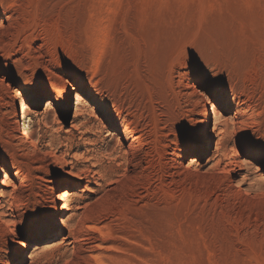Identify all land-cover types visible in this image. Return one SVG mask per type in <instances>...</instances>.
Here are the masks:
<instances>
[{
	"label": "rangeland",
	"instance_id": "obj_1",
	"mask_svg": "<svg viewBox=\"0 0 264 264\" xmlns=\"http://www.w3.org/2000/svg\"><path fill=\"white\" fill-rule=\"evenodd\" d=\"M0 80V158L14 148L13 175L30 191L17 233L0 230V264H264V198L226 176L264 186V0H0ZM9 82L44 110L40 122L12 114L20 97L6 104ZM76 90L89 104L71 124ZM204 96L230 116L215 158H230L226 172L184 167L212 155ZM17 120L73 161L82 184L130 175L57 210L54 194L82 185L16 141Z\"/></svg>",
	"mask_w": 264,
	"mask_h": 264
},
{
	"label": "bare ground",
	"instance_id": "obj_2",
	"mask_svg": "<svg viewBox=\"0 0 264 264\" xmlns=\"http://www.w3.org/2000/svg\"><path fill=\"white\" fill-rule=\"evenodd\" d=\"M1 81H2V84H4L3 83L4 80H0V82ZM7 87H8L7 91L9 94H8V100H7L6 104L10 105L11 101L15 97H20L19 101H18L19 106L15 102V104L12 108L13 109L12 114L14 116L21 114L22 120H24L25 118H30L32 120L31 117H33V118H36V120L38 122H40L41 115L43 114L44 110L38 109V108L30 105L24 99L23 96H20L21 93L16 89V87H13V89L11 88L10 82L7 84ZM10 88L12 90H10ZM200 94L205 95L204 93H200ZM204 97L206 98L204 105H203V107L205 108L204 124H205V127H206L208 133L210 134L209 140L207 142V144H208L207 152H212V155L209 156V158L207 159V162H205V163H203L201 161V159H199L197 156H192L189 158L187 164L184 167L186 169H193V170H197V171L200 169V170H202V172H206V173H211V172H214L216 170L218 172H226L228 167L233 166V163L231 162L230 158H228V159H220L219 158L216 162H215V158L218 156L219 151L223 147L228 148L229 143L228 142L224 143L223 141H221L219 139L220 138L219 137V131H220L221 121L222 120L227 121L230 118V116L225 115L220 110H218L217 105H216L214 99H212V97H210V96H204ZM87 104H89L88 99L80 92V90H76L73 94L72 110H71V113H72L71 124L74 123V121H75L76 117L78 116L81 108ZM208 112H210V118H211L210 122H211L212 127L208 126V124H207L208 123L207 116L209 114ZM54 116L57 117L58 112L54 113ZM93 117H97L96 114H93ZM56 120L57 119L54 118L53 123H55ZM229 122H230V120H229ZM46 125L49 126V124H46ZM24 131L22 132L20 130V123L18 120L15 121V123L11 126V132H12L13 136L15 135L14 139L16 141H21V143L27 142L30 145V147H33L34 151H37L39 154H41L43 158L49 159L51 161L52 165L57 166L56 172L60 173L64 177H67V179H69L71 181H74V182L76 181L77 182L76 184L78 186L82 185V188L80 189V191H78L77 193L75 192V195H73L71 193H67L66 191L63 194H54V196H53L54 197L53 201L55 204L54 208H56L57 210L59 209L61 211H64V210L69 209L68 203L63 202L64 204H61L60 206L57 205L56 201L65 200L64 197L72 195L75 198L79 194L80 195H86L89 192H94L95 188H102V189H104V191H106V193H108L109 191L114 189L117 185H119L122 181L127 179L130 175V172L127 171L128 170L127 169L124 173H122V174L120 173L119 176L112 178L111 180H108V182H106V184H104L106 176L105 177L100 176L96 181H93L91 179H87L85 184H82V181L79 179L83 178L84 172L82 170L77 169L73 161L67 160L63 154L57 153L52 148L40 144L37 141V139H35L31 134L25 133L26 131L25 132ZM112 136L116 137L118 139V141L121 142L122 140L124 141L129 137V132L127 129H123L122 131L117 130L116 133L112 134ZM214 138H216V140L214 142L215 143L214 149H212V144H213ZM38 146H39V148H38ZM229 149H231V148H229ZM1 151H3L2 153L5 154V157L3 159L0 158V230L5 234L6 233L15 234V233H17L16 229L18 227L17 225L19 223V220L24 217V210L21 208L22 202H23L25 197H28L30 195V191L26 186H24V183H23L24 177H22L21 172H17L15 175H13V172H12L13 168H12V165L10 164V158L13 160L15 157L16 152H15L14 148L12 147V148H9L7 151H4V150H1ZM31 154H32V152L29 150H25L22 152L23 157H29ZM28 167H31L34 170L35 169L40 170L44 174L46 171V170H44L43 166H36V163L30 164ZM49 172L50 171L47 170V173H49ZM47 173H46V175H47ZM221 174H223V173H221ZM230 175L232 178H230ZM226 176H229L228 177L229 187H231L235 191L243 192V193H246L248 195H250L251 192H255L256 194L253 193L254 194V195L252 194L253 196L252 195L249 196V197H251L250 199H252V201H258V200H260V199L262 200L264 198V196L262 197V195H264V193H259V191H261L264 188L260 177H259V179H256L255 182H252L254 184H248L249 182L247 183L246 182L247 180L242 179V178L240 179L239 176H237L236 174H232L231 172H229L228 175H226ZM37 177H38V179L42 180V182L44 181L43 176L37 175ZM52 179L55 180L58 178L55 177ZM63 183H64L63 179H60V184H58L57 189H60L61 186H64ZM44 186H45V184L42 183L39 188L43 189ZM263 191H261V192H263ZM38 195L40 196V193H38ZM61 223L62 224L64 223L63 225L68 228L69 236L72 237L71 235H74L72 227L67 226V224H65L64 221H62L56 217V224L60 225ZM17 243H18V245L24 244L23 241H21V240L17 241ZM24 246L27 247L28 245L24 244Z\"/></svg>",
	"mask_w": 264,
	"mask_h": 264
},
{
	"label": "water",
	"instance_id": "obj_3",
	"mask_svg": "<svg viewBox=\"0 0 264 264\" xmlns=\"http://www.w3.org/2000/svg\"><path fill=\"white\" fill-rule=\"evenodd\" d=\"M72 94H73V92H72Z\"/></svg>",
	"mask_w": 264,
	"mask_h": 264
}]
</instances>
